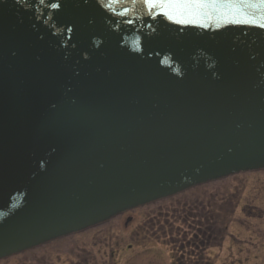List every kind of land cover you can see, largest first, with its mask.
I'll return each instance as SVG.
<instances>
[{"label":"water","instance_id":"obj_1","mask_svg":"<svg viewBox=\"0 0 264 264\" xmlns=\"http://www.w3.org/2000/svg\"><path fill=\"white\" fill-rule=\"evenodd\" d=\"M260 170L264 6L0 0V260Z\"/></svg>","mask_w":264,"mask_h":264},{"label":"rangeland","instance_id":"obj_2","mask_svg":"<svg viewBox=\"0 0 264 264\" xmlns=\"http://www.w3.org/2000/svg\"><path fill=\"white\" fill-rule=\"evenodd\" d=\"M130 216L127 227L126 216H116L0 264H76L79 252L93 255L92 264H264V170L196 186Z\"/></svg>","mask_w":264,"mask_h":264},{"label":"snow or ice","instance_id":"obj_3","mask_svg":"<svg viewBox=\"0 0 264 264\" xmlns=\"http://www.w3.org/2000/svg\"><path fill=\"white\" fill-rule=\"evenodd\" d=\"M162 7H174V6H185V7H206L216 5H231L236 0H157ZM244 2H250V0H244ZM155 6V4L153 5ZM254 6H264V0H254Z\"/></svg>","mask_w":264,"mask_h":264},{"label":"flooded vegetation","instance_id":"obj_4","mask_svg":"<svg viewBox=\"0 0 264 264\" xmlns=\"http://www.w3.org/2000/svg\"><path fill=\"white\" fill-rule=\"evenodd\" d=\"M135 210V209H134ZM133 211V210H132ZM130 213H131V211H127V212H124V213H122V214H120V215H118V216H126L125 217V223H124V225L127 227L128 226V223L133 219L132 218V216H130ZM107 223V222H106ZM106 223H103V224H99V225H97V226H94V227H91V228H89V229H86V230H84V231H82V232H85V231H87V230H90V229H92V228H97V227H99V226H102V225H104V224H106ZM82 232H80V233H82ZM79 234V233H78ZM74 235H76V234H72V235H70V236H74ZM67 237H69V236H67ZM63 238H65V237H63ZM62 239V238H61ZM133 245H131V244H128L127 245V247L130 249L131 247H132ZM27 252V251H26ZM58 255H61V253H60V249L58 250V252H57V257H58ZM16 256V255H15ZM80 257V259L81 260H78V262L76 263V264H92L93 263V261H94V256L93 255H90V254H88V257H87V255L86 256H84V254L82 253V252H79L77 255H76V257ZM112 256H114V253L112 254ZM130 257V256H129ZM128 257V258H129ZM83 258L85 259V260H83ZM7 259V258H6ZM91 259H92V262H91ZM130 260L132 259L133 260V256L131 257V258H129ZM128 259V260H129ZM2 260H4V259H2ZM83 260V261H82ZM90 260V263H87V261H89ZM60 264H62V263H60ZM64 264H72L71 262H68V263H64Z\"/></svg>","mask_w":264,"mask_h":264}]
</instances>
